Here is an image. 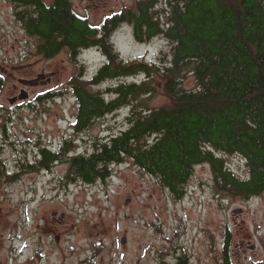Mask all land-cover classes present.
Returning <instances> with one entry per match:
<instances>
[{
  "label": "rangeland",
  "instance_id": "rangeland-1",
  "mask_svg": "<svg viewBox=\"0 0 264 264\" xmlns=\"http://www.w3.org/2000/svg\"><path fill=\"white\" fill-rule=\"evenodd\" d=\"M72 1L94 25L136 3L102 0L96 7L92 0ZM111 41L126 60L154 59L168 45L160 36L138 42L127 22L116 27ZM37 42L17 19L14 4L0 0V264H170L178 255H187L190 264H222L228 232L233 264L264 263V193L245 199L220 190L208 163L195 166L179 198L130 158L111 164V175L92 184L68 178L67 157L47 170L34 169L44 145L57 149L65 136L76 134L73 81L91 78L106 59L97 47L82 50L76 60L67 49L49 58ZM37 78L43 82L27 88L29 104L13 106L11 98L23 92L14 84ZM184 85L195 87V78ZM168 101L159 86L149 104ZM129 112L124 107L96 118L73 136L68 152L91 153L98 139L127 127ZM225 162L237 176L248 175L244 157L230 155Z\"/></svg>",
  "mask_w": 264,
  "mask_h": 264
},
{
  "label": "trees",
  "instance_id": "trees-1",
  "mask_svg": "<svg viewBox=\"0 0 264 264\" xmlns=\"http://www.w3.org/2000/svg\"><path fill=\"white\" fill-rule=\"evenodd\" d=\"M14 1L25 7L20 15L45 57L62 49L75 60L84 49L105 52L91 78L73 81L76 134L96 118L130 110L127 127L98 139L91 153L68 152L76 134L65 136L60 152L44 148L34 169L67 157L68 178L92 184L130 158L179 198L195 166L208 163L220 190L245 199L264 193V0H136L99 25L77 13L72 0ZM125 22L138 42L160 36L168 45L154 59H124L111 39ZM190 76L196 86L186 88ZM159 86L169 101L152 107ZM230 155L244 157L246 177L229 169ZM230 240L228 232L222 264H233ZM178 264L189 262L182 257Z\"/></svg>",
  "mask_w": 264,
  "mask_h": 264
},
{
  "label": "flooded vegetation",
  "instance_id": "flooded-vegetation-1",
  "mask_svg": "<svg viewBox=\"0 0 264 264\" xmlns=\"http://www.w3.org/2000/svg\"><path fill=\"white\" fill-rule=\"evenodd\" d=\"M93 2H92V5H94V6H96V7H99V6H101V4H102V0H98V1H96V0H92ZM106 0H104L103 2H105ZM8 2H10V3H12V4H14V14L16 15V17H17V19L19 20V22L23 25V27H24V29H25V31L27 32V34L29 35V36H33V37H35V38H37V36H35V35H32V34H30V32L28 31V29L26 28V26H25V23H24V20H25V17H22L21 15H20V12H22L23 11V8H25V7H22V6H19L14 0H8ZM16 6H19L20 7V9L19 8H17ZM28 9V8H27ZM119 12H117V11H112L111 13H110V17H113L114 15H116V14H118ZM108 16V17H109ZM22 17V18H21ZM38 39V38H37ZM37 50H38V42H37ZM40 78H44V77H46L45 75H41V76H39ZM23 80L24 79H21V86H19V85H17V84H14V89L16 90V91H18V90H20V91H27L28 92V96L26 97V99H20L19 97H20V95L19 96H14L13 98H11V100L13 99L14 100V102L12 103L13 104V106H21V107H24L26 104L28 105L29 104V102H30V93H29V91H28V87H32V86H30V85H26V84H24V82H23ZM43 81H40L39 82V84H41ZM39 84H37V85H39ZM36 85V86H37ZM23 93V92H22ZM11 103V102H10ZM17 108V107H16ZM2 128V127H1ZM4 130L6 129L5 127L3 128ZM65 140V139H64ZM63 140V141H64ZM62 141V142H63ZM62 144V143H61ZM61 146L62 145H60V147L59 148H57V149H55L54 147H52L53 148V150H58V152H60V148H61ZM46 147H48L47 145H44V147H42L41 149H40V155H42V150L44 149V148H46ZM51 147V146H50ZM34 164H36V163H34ZM52 167V166H51ZM49 169V168H48ZM45 170H47V168L45 169ZM245 245V243L242 241L241 242V247L242 246H244ZM182 257H185V259H187V261L189 262V260H188V256L187 255H182V256H180V255H178V256H176L175 258H174V260L172 259V262L170 263V264H178V262H179V259L180 258H182ZM167 263H169V262H163V264H167ZM189 264H190V262H189Z\"/></svg>",
  "mask_w": 264,
  "mask_h": 264
},
{
  "label": "water",
  "instance_id": "water-1",
  "mask_svg": "<svg viewBox=\"0 0 264 264\" xmlns=\"http://www.w3.org/2000/svg\"><path fill=\"white\" fill-rule=\"evenodd\" d=\"M23 82H24V84H26V85H34L35 83H38V82H39V79H38V78H37V79H32V80L24 79ZM27 96H28V92H27V91H23V93L20 95L19 98H20V99H26ZM10 102L13 103L14 100L12 99V100H10ZM241 212H242L241 209L236 210V213H241ZM55 214H56V213H55ZM126 241H127V237H126V236H123L121 242H122V243H126ZM253 248H255V246H253Z\"/></svg>",
  "mask_w": 264,
  "mask_h": 264
}]
</instances>
